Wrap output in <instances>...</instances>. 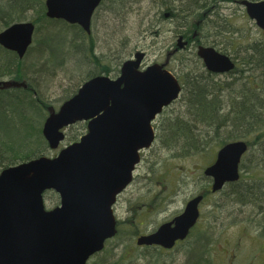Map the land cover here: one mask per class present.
Instances as JSON below:
<instances>
[{
  "label": "water",
  "instance_id": "obj_1",
  "mask_svg": "<svg viewBox=\"0 0 264 264\" xmlns=\"http://www.w3.org/2000/svg\"><path fill=\"white\" fill-rule=\"evenodd\" d=\"M102 0H46V15L79 24L91 33L92 16ZM250 18L264 30V1L242 0ZM35 24L21 21L0 32V44L23 58L32 45ZM179 37L178 46L185 42ZM198 55L209 71L223 73L235 63L211 46ZM145 52L123 62L117 78L97 75L85 81L58 110L50 108L43 134L51 149L65 139V127L87 122L81 138L56 156L5 168L0 173V264H89L117 230L114 206L130 185L142 151L155 141L153 123L179 98L182 86L165 67L154 63L140 69ZM24 87L17 80L0 81V89ZM249 146L245 140L223 145L204 169L212 192L239 180L240 163ZM54 191L59 205L47 209L44 194ZM204 194L191 198L183 211L154 232L138 237V245L172 249L185 240L200 217Z\"/></svg>",
  "mask_w": 264,
  "mask_h": 264
},
{
  "label": "rangeland",
  "instance_id": "obj_2",
  "mask_svg": "<svg viewBox=\"0 0 264 264\" xmlns=\"http://www.w3.org/2000/svg\"><path fill=\"white\" fill-rule=\"evenodd\" d=\"M159 2L108 0L96 11L92 20L94 52L102 64L112 67L108 74L110 77L116 78L121 64L132 58L136 51L146 54L142 67L166 62L167 54L174 50L181 34L185 40L196 36L199 42L194 40L169 59L167 67L179 77H184L183 73L191 69L198 70V44L214 46L236 58V61L238 57L244 56L248 46L264 44L263 30L249 18L240 3H223L217 9V4L211 1L204 9L194 11L192 15L175 11V19L171 18L172 15L168 17L167 14L173 10L167 9L163 11L162 17ZM190 3L189 0H183L173 4H181L184 10L190 8ZM72 35L73 30L68 32V40L72 39ZM86 44L85 51L84 47L81 52L69 49L71 53L66 59L47 62L44 55L37 54L34 43V49L24 58L28 76L41 85L44 98L52 107L58 109L87 79L85 77L89 71L100 70V65L90 58V41ZM84 54L88 56L82 59ZM79 63L83 64V68H77ZM240 63L241 59L236 70L243 69ZM260 72L257 71L258 74ZM249 73L246 71L245 74ZM237 75V71L226 76L217 75L215 80L227 81ZM182 110H185L183 94L164 112L176 115ZM158 119L154 124L156 130L159 128ZM74 132L79 133V139L86 129L73 124L66 130L67 136ZM68 141L66 138L61 146L68 144ZM214 149L212 156L211 153H202L176 158L173 152L162 147L156 139L153 146L142 153L133 182L115 204V215L122 222L121 233L107 241L104 250L92 256L89 263L112 264L117 261L118 264H187L188 248L200 234L206 233L211 240L213 264H264V216L257 215L264 212V161L260 162L258 158L259 145L250 146L243 157L241 172L244 178L240 185L243 190H246L247 185L253 191L257 190L258 196L262 198L261 207L255 202L246 206L239 204L233 195V186H226L220 192L210 193L203 200L197 230L189 239L171 250L137 244L140 235L152 232L163 222L181 213L191 197L203 192L207 184L210 185L203 171L215 160L219 148ZM56 153L57 150L50 151L49 155ZM256 165L260 167L256 168ZM250 168L253 170L249 171ZM58 203L59 199L54 192H46L45 204L48 208Z\"/></svg>",
  "mask_w": 264,
  "mask_h": 264
},
{
  "label": "trees",
  "instance_id": "obj_3",
  "mask_svg": "<svg viewBox=\"0 0 264 264\" xmlns=\"http://www.w3.org/2000/svg\"><path fill=\"white\" fill-rule=\"evenodd\" d=\"M45 1L0 0V31L14 22L33 21L36 25L33 44L36 43L37 54L44 55L47 62L66 59L71 53L69 49L81 52L84 47L83 51H85L86 42L88 43L89 40L90 58L100 65V70L89 71L85 78L108 75L112 67L102 64L94 52L92 33L87 34L76 24L48 18ZM175 1L183 0H160L162 17L166 9L173 10L171 18L176 19L175 11L192 15L194 11L204 9V6L211 1H214L219 9L223 3H239L241 0H189L190 8L184 10L181 4L180 6L173 4ZM71 30H73L72 39L68 40V32ZM33 44L26 55L34 49ZM26 55L20 59L15 52L0 45V81L12 79L27 84V88L0 89V172L9 166L50 153L42 130L52 105L44 98L41 85L28 76V71L24 67ZM84 56L82 59L88 55L84 54ZM238 58L241 59L240 64L243 69L235 70L238 75L233 77V74L232 80H215V76L206 72L199 59L197 61L199 72L191 69L183 73L184 77L180 75V80L185 82L182 92L185 110L176 115H167L168 113L163 112L157 122L159 128L156 139L162 147L173 152L174 157L202 153L207 155L211 153L212 156L214 148L218 149L230 141L243 139L250 146H260L258 158L260 162L264 161V44L248 46L245 48L244 56ZM82 65L77 64V68ZM259 70L262 72L258 74ZM246 71L250 73L245 74ZM78 88L65 100L75 94ZM78 124L81 129H87L86 122H78L75 125ZM78 135V132L69 136L66 134L68 144L77 141ZM257 166L259 165L255 167L258 168ZM252 170L253 168H250L249 171ZM250 173L254 174V172ZM243 178L241 176L238 182L229 183L227 186H233V195L237 202H240L239 204L246 206L255 202L261 207L262 198L258 196L257 190L253 191L250 185L246 186V190L241 188L240 183ZM203 189L206 197L210 195L209 184ZM257 215L264 216V212ZM121 223V221L118 223L117 235L122 231ZM196 230L195 227L189 237ZM210 247L209 236L206 233L200 234L196 242L188 248L187 264H213Z\"/></svg>",
  "mask_w": 264,
  "mask_h": 264
},
{
  "label": "flooded vegetation",
  "instance_id": "obj_4",
  "mask_svg": "<svg viewBox=\"0 0 264 264\" xmlns=\"http://www.w3.org/2000/svg\"><path fill=\"white\" fill-rule=\"evenodd\" d=\"M106 1H108V0H103L102 2H101V5L103 4V3H106ZM100 5V6H101ZM179 36H182V38H183V41H185V45L184 46H182V47H177V48H175L174 49V51L173 52H169V58H168V60L166 61V63H165V65L167 66L168 64H169V59L171 58V56L173 55H175L177 52H179V51H181L182 49H184V48H186L187 46H189L194 40L195 41H198L199 40V38H195L196 36H193V38L192 39H184L185 38V36H183L182 34L181 35H179ZM200 44H198V46H199ZM175 52V54H172V53H174ZM172 54V55H171ZM198 56V55H197ZM199 57V56H198ZM232 59L234 60V58L232 57ZM235 62H236V64H237V61L236 60H234ZM200 62H201V64H203V62H202V59H200ZM205 70H206V72L208 73V74H210L211 76H222V75H230V74H232V73H234V70H231V71H228V72H223V73H218V72H213V71H209V70H207L205 67H203ZM178 76V75H177ZM178 78H179V76H178ZM180 79V78H179ZM181 82L183 83V84H185V82L183 81V80H181Z\"/></svg>",
  "mask_w": 264,
  "mask_h": 264
}]
</instances>
